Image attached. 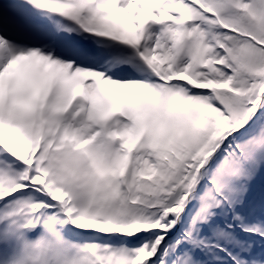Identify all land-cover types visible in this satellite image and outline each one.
Segmentation results:
<instances>
[{
  "label": "snow or ice",
  "instance_id": "snow-or-ice-1",
  "mask_svg": "<svg viewBox=\"0 0 264 264\" xmlns=\"http://www.w3.org/2000/svg\"><path fill=\"white\" fill-rule=\"evenodd\" d=\"M0 264H264V0H0Z\"/></svg>",
  "mask_w": 264,
  "mask_h": 264
}]
</instances>
